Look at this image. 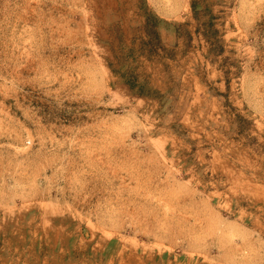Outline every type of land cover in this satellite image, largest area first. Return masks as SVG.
Returning <instances> with one entry per match:
<instances>
[{
	"label": "rangeland",
	"instance_id": "374dc122",
	"mask_svg": "<svg viewBox=\"0 0 264 264\" xmlns=\"http://www.w3.org/2000/svg\"><path fill=\"white\" fill-rule=\"evenodd\" d=\"M0 264H264V0H0Z\"/></svg>",
	"mask_w": 264,
	"mask_h": 264
},
{
	"label": "trees",
	"instance_id": "16d2710c",
	"mask_svg": "<svg viewBox=\"0 0 264 264\" xmlns=\"http://www.w3.org/2000/svg\"><path fill=\"white\" fill-rule=\"evenodd\" d=\"M159 21H163V20H161V19H159V20H156V22H159ZM134 89V88H133ZM135 91L137 92V93H139V94H143L144 92H143V88L141 87V85H137V86H135Z\"/></svg>",
	"mask_w": 264,
	"mask_h": 264
}]
</instances>
